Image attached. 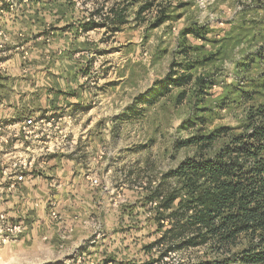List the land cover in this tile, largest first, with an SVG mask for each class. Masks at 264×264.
Masks as SVG:
<instances>
[{"label": "trees", "instance_id": "obj_1", "mask_svg": "<svg viewBox=\"0 0 264 264\" xmlns=\"http://www.w3.org/2000/svg\"><path fill=\"white\" fill-rule=\"evenodd\" d=\"M82 2L89 3L91 9L77 23L79 31L102 29L106 40L130 23L147 22L146 31L160 27L182 15L174 13L175 7L192 5L188 1L173 4L174 0ZM235 19L222 36H217L212 35L215 27L188 18L179 30L177 54L181 60L172 61L165 76L137 94L120 117L140 115L139 106H152L172 90L178 89L175 101L180 104L189 91L203 103L212 88L222 89L215 105L196 107L195 114L182 125L192 132L174 143V149L191 147L194 153L156 180L136 183L142 187L135 201L120 210L121 219L150 212L144 222L153 224L155 236L142 247L150 254L142 264H167L164 257L193 249L202 252L194 260L176 264H264V0H251ZM58 28L76 30L69 22ZM189 37L196 43L189 42ZM230 46L241 48L238 57L226 51ZM224 56L233 64L229 82L228 73H223ZM222 109L231 114L233 124L210 127L215 111ZM34 173L32 169L26 177ZM18 219L28 222L24 217ZM142 220L135 229H142Z\"/></svg>", "mask_w": 264, "mask_h": 264}, {"label": "rangeland", "instance_id": "obj_2", "mask_svg": "<svg viewBox=\"0 0 264 264\" xmlns=\"http://www.w3.org/2000/svg\"><path fill=\"white\" fill-rule=\"evenodd\" d=\"M181 1L191 2L192 5L188 4L190 7L180 9L175 7L174 13L182 14L178 19L149 31H146L147 22L139 25L130 23L106 40L102 29L87 33L79 31L77 23L84 17V13L91 9V5L84 4L82 0H0V62H3V66L0 65V83L10 78V74H14L8 69V60L12 56L17 58L15 63L20 67L16 77L19 79V76L28 74L33 60V55H30L31 42L37 39L42 47L40 58L52 62L61 54L64 57L71 55L78 61L76 63L83 64V76L87 75L84 77V83L89 88L94 87L101 99L109 98L110 112L113 113L109 119L107 118L110 121L105 124L98 120L93 127L100 128L105 125L107 128V134L105 133L106 136L102 140L104 139L103 142L111 147L109 158L114 171L112 170L110 177L104 182L99 176L98 178L101 185L107 184V187L112 189L116 187L113 196L118 201L115 206L109 200L111 210L108 213L112 216L108 223L110 225L114 223L112 232L111 228L104 225L96 215H89L80 221L82 230L80 234L85 238L72 244L67 240L66 232L54 237L43 230L38 231L37 226L30 222L22 223L13 215L14 213H11L12 207L9 209V206H6L5 197L9 192L0 189V264H119L118 261H123L121 264H142L149 259L150 254L144 252L142 247L155 236L152 233L153 224L144 222V218L149 217L150 212H142L138 218H135V215H127L128 217L121 219L120 210L126 203L135 201L137 192L141 190L135 188L136 183L156 180L160 173L175 167L185 156L194 153V148L191 147L176 150L173 147L174 143L192 132L182 125L195 114L196 107L215 105L222 89L219 86L212 88L209 94L204 96L203 103L198 102L189 91L180 104L175 101L178 89L172 90L152 106L145 104L139 106L142 107L140 115L130 119L120 117L137 94L149 88L154 80L165 76L172 61L181 60L177 54L179 30L188 18L215 27L216 32L212 35L222 36L229 23L236 21V14L251 3V0H174L173 4ZM259 1L262 0H258V3ZM133 11L134 7L130 8V17ZM150 12L154 15L155 9L152 8ZM68 22L76 28L70 32L71 37L53 34L54 39L51 38L52 30H61L58 27ZM70 39L78 42L73 49L66 46ZM188 40L196 43L190 37ZM79 44L81 46H78ZM238 48L230 46L226 51H233L234 57H238L241 53V48ZM225 58L224 56L223 59ZM230 62L225 60L223 63V73H228L226 82L231 80L233 73L231 72L233 64ZM198 71L201 72L202 69ZM104 112L108 110L105 109ZM215 112V119L210 127L224 123L233 124L230 120L231 114L226 110ZM234 112L239 113L238 110ZM17 129L20 136L23 131L19 127ZM13 135L14 132L3 134L0 130V167L10 161L13 152L21 149L15 148L12 149L11 155L6 154L10 151V143L14 142ZM141 145L145 148H138ZM121 181L127 182V185L131 183L134 185H128L121 190L118 187ZM128 190L132 191V197L127 196ZM53 218L60 221L58 214ZM135 219H143L144 225L141 230L135 229L139 224ZM4 220H14L7 221L10 224L20 221L23 229L20 233L14 234L16 237L7 239L2 226ZM99 243L100 246L105 245L102 247L103 250L85 252L88 246L97 244L99 246ZM151 252L155 253V250ZM201 252L202 250L198 249L185 250L176 253L170 259L194 260ZM94 253H97L96 256ZM108 258L115 260L104 262Z\"/></svg>", "mask_w": 264, "mask_h": 264}, {"label": "crops", "instance_id": "obj_3", "mask_svg": "<svg viewBox=\"0 0 264 264\" xmlns=\"http://www.w3.org/2000/svg\"><path fill=\"white\" fill-rule=\"evenodd\" d=\"M52 31L53 39V34L71 37L66 30ZM31 43L33 60L28 74L19 76V79L16 77L20 67L15 63L17 58L12 56L8 60V69L14 74L0 83L1 133L12 134L27 114L71 115V123L64 120L62 126L67 130V140L73 143L68 151H56L38 158L33 169L35 173L28 175L17 189L6 194V206L9 209L12 207L14 216L24 217L37 226L38 231L43 230L54 237L66 232L67 240L72 244L85 238L80 234V221L89 215H96L112 232L114 223H108L112 216L108 213L111 210L109 196L112 187L104 189L107 184L93 186L86 178L89 171L104 182L114 171L109 158L111 147L102 140L107 128L105 125L93 127L98 120L105 124L110 121L108 117L113 115L110 100L101 99L94 87L89 88L84 83L83 64L76 63L78 61L74 57L61 54L57 60L49 62L39 57L42 50L40 41L35 39ZM68 43L66 46L73 49L78 42L70 39ZM105 109L108 112H104ZM124 182L118 185L123 190L127 187ZM132 194L131 190L127 191L128 197ZM52 211L59 215L60 221L54 220ZM97 245L88 246L85 252L101 251L105 246Z\"/></svg>", "mask_w": 264, "mask_h": 264}, {"label": "built area", "instance_id": "obj_4", "mask_svg": "<svg viewBox=\"0 0 264 264\" xmlns=\"http://www.w3.org/2000/svg\"><path fill=\"white\" fill-rule=\"evenodd\" d=\"M2 64L3 62H0L1 66H3ZM64 120L71 123V115L66 117L58 116L57 114H42L36 116L29 115L18 122L17 126L23 132L19 136L17 133L18 129L14 131V142L12 144L10 143V151L6 154L11 155L13 151L12 149L19 147L21 149L18 152H13L10 161L6 165L0 167L1 190L11 192L17 189L26 180V174L34 169L38 158L56 151L65 152L70 150L73 142L67 140V130L62 126V121ZM3 140L5 141V139ZM86 178L93 186L101 185L98 176L92 172H88L86 174ZM144 184L145 183L142 182V185ZM123 185L128 186L126 183ZM135 186L136 189H140L142 187L139 184ZM103 188L108 189L107 186H104ZM119 188L122 189V187ZM110 193L111 195L109 196V200L116 206L118 201L113 196L114 188L110 190ZM119 193L120 192L118 191L117 194L119 195ZM155 204L156 201L150 203L151 206H154ZM56 214L57 213L55 211L51 212L52 217L56 216ZM1 218L3 217L1 216ZM2 223L4 232H6L5 238L7 239L16 237L14 234L20 233L23 229L22 225L19 223L10 224L6 220L2 221ZM175 254L176 253H171L169 256L164 257L163 261L167 262V264H176L178 262L187 261L184 259L172 261L170 258ZM77 260L79 262L80 257H78Z\"/></svg>", "mask_w": 264, "mask_h": 264}]
</instances>
